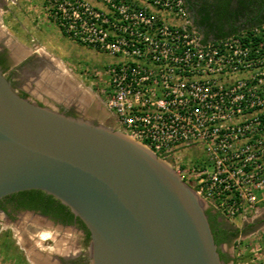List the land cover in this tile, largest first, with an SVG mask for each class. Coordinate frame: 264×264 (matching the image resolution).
Segmentation results:
<instances>
[{
  "label": "built area",
  "instance_id": "2783aa9c",
  "mask_svg": "<svg viewBox=\"0 0 264 264\" xmlns=\"http://www.w3.org/2000/svg\"><path fill=\"white\" fill-rule=\"evenodd\" d=\"M94 1L47 5L64 35L116 58L101 99L116 131L173 160L184 183L196 171L189 184L221 216H252L264 188V23L203 41L184 0Z\"/></svg>",
  "mask_w": 264,
  "mask_h": 264
},
{
  "label": "water",
  "instance_id": "95a60500",
  "mask_svg": "<svg viewBox=\"0 0 264 264\" xmlns=\"http://www.w3.org/2000/svg\"><path fill=\"white\" fill-rule=\"evenodd\" d=\"M41 102L0 69V198L39 190L58 200L87 229L90 264H223L207 202L170 165Z\"/></svg>",
  "mask_w": 264,
  "mask_h": 264
},
{
  "label": "flooded vegetation",
  "instance_id": "af4514ba",
  "mask_svg": "<svg viewBox=\"0 0 264 264\" xmlns=\"http://www.w3.org/2000/svg\"><path fill=\"white\" fill-rule=\"evenodd\" d=\"M184 1L186 12L195 29L202 37L207 34L208 39H213L214 34L220 31L218 28L220 24L215 19L213 12L208 9V4L216 0ZM236 3V0H232L230 4L236 5ZM5 7V0H0V69L6 75L14 90L21 96L29 98L32 94L25 89L26 80H23L21 71L31 73L32 77L36 78L42 85L41 79L49 69L46 66L48 64L37 56H27V58L20 61L12 54V46H8L3 40L4 13L2 12L5 11ZM246 15L242 11L236 17L233 16L232 20H220L224 25L223 31L230 30L227 26L229 22L236 20L235 25H237L247 19ZM253 15L264 18V6L261 8L255 6V9L249 12L248 18ZM60 88L62 86L59 82L52 79L48 81V89H43L44 93L49 95L45 100L50 101L57 111L74 117H82L94 123L105 121L104 116L107 115V112L99 95L94 94L96 98L86 96L89 94L88 90H85L84 94L81 92L75 95L73 93L76 92V87L74 88L71 85L68 86V91L60 90ZM35 101L40 102V100ZM41 103L43 104V102ZM207 211H211L212 214L218 213L211 206H206L205 213L208 221ZM79 221L58 200L39 190L19 191L0 198V231L10 230L14 237L25 246L36 264H90L88 257L90 236L87 229ZM214 228L219 237L225 239L218 245L221 252H223L221 246L227 248L230 245H235L242 233L241 230H243L220 214L216 218ZM44 231L50 233L46 241L51 245L43 246L41 249L32 247V243L34 244L41 236L40 233ZM17 244L19 245V243ZM226 255L231 259L229 252H226ZM27 261L29 260L27 259ZM228 262L230 264L232 261Z\"/></svg>",
  "mask_w": 264,
  "mask_h": 264
},
{
  "label": "rangeland",
  "instance_id": "374dc122",
  "mask_svg": "<svg viewBox=\"0 0 264 264\" xmlns=\"http://www.w3.org/2000/svg\"><path fill=\"white\" fill-rule=\"evenodd\" d=\"M90 2L95 3L94 0ZM5 6V11L2 12L4 13L3 31L5 32L3 40L5 44L12 46L11 52L18 60L22 61L27 56H37L46 61L47 68L56 70L57 82L63 87L60 90L68 91V85H71L76 87V92L73 93L75 95L88 90L89 94L86 96L96 98L95 95H99L100 99H103L102 92L107 91L108 80L105 69L107 65L115 61L114 56L80 45L64 35L50 17L47 0H6ZM21 72L23 80H26L25 89L32 94L29 99L42 100L45 105L54 108L50 101L45 100L49 95L44 93L38 80L32 77L31 73H26L27 71ZM104 117L105 121L99 124L116 130L112 116L107 113ZM180 157L183 156L180 155ZM182 160L185 162V159ZM165 162L174 169L173 160L168 159ZM183 172L188 181L187 185L193 189L194 187L189 183L194 181L197 172H192L190 169ZM259 194V202L252 216L237 222L230 221L243 229L235 245L227 248L221 246L223 253L231 254L229 261H232V264L264 261V188ZM207 206H209L208 203ZM42 233L50 236L48 232H41V236L39 235V239L34 244L32 243V247L41 249L43 246L51 245L47 243V239L41 240ZM0 264L36 263L25 246L14 237L10 230H6L0 231ZM223 264H229V262H223Z\"/></svg>",
  "mask_w": 264,
  "mask_h": 264
},
{
  "label": "trees",
  "instance_id": "16d2710c",
  "mask_svg": "<svg viewBox=\"0 0 264 264\" xmlns=\"http://www.w3.org/2000/svg\"><path fill=\"white\" fill-rule=\"evenodd\" d=\"M232 0H216L213 3L208 4V9L213 12L214 17L216 20L219 21L218 28L220 29L219 32L214 34V40H220L224 39L225 37H228L230 35H235L240 33L241 31H248L251 27L254 25H261L264 23V18L252 16L251 18H248L249 12H252L255 9V6L263 7L264 6V0H236V5L230 4ZM244 12L246 15L245 20L240 22L239 24L235 25V21H231L227 24V26L230 28L228 31H223V23L220 20L225 19L226 21L232 20V17H236L241 12ZM234 19V18H233ZM207 34L203 37V41H206ZM207 214L209 215V223L210 228L213 234L214 241L217 245H220L225 239L220 238L217 231H215L214 226L216 225V218L218 217L219 213L212 214L211 211H207ZM81 222V221H79ZM214 225V226H213ZM237 232V231H236ZM219 256L220 259L223 262H228L230 259L227 257V255L219 249Z\"/></svg>",
  "mask_w": 264,
  "mask_h": 264
},
{
  "label": "crops",
  "instance_id": "0c3cea01",
  "mask_svg": "<svg viewBox=\"0 0 264 264\" xmlns=\"http://www.w3.org/2000/svg\"><path fill=\"white\" fill-rule=\"evenodd\" d=\"M5 2H6V0H5ZM56 70L55 69H48V71H46V74H44L45 76L41 79L42 80V85H40V86H42L43 87V89H44V87L46 88V89H48V81H51L52 79H55V80H57L56 79V75H58V73L57 72H55ZM60 72V71H59ZM50 79V80H49ZM61 82V81H60ZM62 83V82H61ZM62 86V85H61ZM69 86V85H68ZM63 88V87H62Z\"/></svg>",
  "mask_w": 264,
  "mask_h": 264
},
{
  "label": "bare ground",
  "instance_id": "6f19581e",
  "mask_svg": "<svg viewBox=\"0 0 264 264\" xmlns=\"http://www.w3.org/2000/svg\"><path fill=\"white\" fill-rule=\"evenodd\" d=\"M43 235H42V237H41V240H44V239H46V238H48V235L47 234H44V233H42Z\"/></svg>",
  "mask_w": 264,
  "mask_h": 264
}]
</instances>
